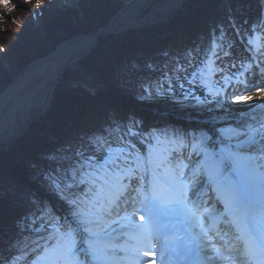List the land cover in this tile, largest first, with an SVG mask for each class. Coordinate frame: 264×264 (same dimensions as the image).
Segmentation results:
<instances>
[{
  "label": "snow or ice",
  "instance_id": "snow-or-ice-1",
  "mask_svg": "<svg viewBox=\"0 0 264 264\" xmlns=\"http://www.w3.org/2000/svg\"><path fill=\"white\" fill-rule=\"evenodd\" d=\"M47 7L51 5L34 12L25 29ZM261 9L257 22L245 30L250 55L239 67L234 60L224 63L231 54L218 43L224 39L221 29L219 36L213 35L202 67L193 63L194 53L202 51L196 48L185 54L187 66L177 62L163 72L168 90L169 72L176 74L177 82L200 80L211 99L194 98L202 111L212 113L208 123L217 138L204 130L146 131L135 116H129L82 137L76 148L58 149L48 157L55 167L43 174V180L66 214L58 215L43 200L31 201L24 219L35 235L8 241L0 248V264H119L120 260L135 264L152 243L158 245L160 264H172L176 257L185 264H264V103H241L254 96L264 101V0ZM180 73H189L191 79ZM217 75L210 86L209 80ZM163 87L157 82L143 91L151 97L153 90L159 95ZM232 103L239 107L232 108ZM215 109L234 114V125L216 129L220 117ZM137 212L147 214V225L134 223ZM173 220L182 225L183 235H177ZM124 229L133 232L138 243H149L133 250L120 240L127 234Z\"/></svg>",
  "mask_w": 264,
  "mask_h": 264
},
{
  "label": "trees",
  "instance_id": "trees-1",
  "mask_svg": "<svg viewBox=\"0 0 264 264\" xmlns=\"http://www.w3.org/2000/svg\"><path fill=\"white\" fill-rule=\"evenodd\" d=\"M220 2L221 0H190L183 3L170 25L159 23L101 38L93 53L81 60L80 65L87 73L93 74L95 71L106 89H99L95 93L84 87L57 89L49 110L35 117L14 142L6 148L2 147L0 168L7 172L25 168L24 174L28 175L34 185L14 184L2 175L4 185H0V237L3 242L0 243V248L7 247L10 240L30 239L35 235L24 219L32 208L31 201L43 200L52 206L53 199L59 201L47 191L43 180V174L55 167V162L48 158L50 155L64 147L76 148L81 144L82 137L98 134L113 121L126 119L124 106L127 102L118 96L147 104L161 97L160 94H155V90L149 97L143 88L167 81L163 72L170 62L159 56L171 54L172 40L159 39L151 44H148V40L157 34L167 33L168 30H163L164 27L181 28L184 22H188L183 43L181 42L183 49L179 51L188 52L192 47L188 46L186 39L197 46L198 41L208 36L209 27L202 26L207 22L204 17L215 18L219 22L227 20L226 10L220 6ZM241 2L242 0H236L237 4ZM82 10L84 21L76 26L72 19L78 15L74 11L61 13L47 7L40 17L41 26L32 22L27 29L25 24L32 18V14H29L30 17L10 14V22L0 24V49L4 50L0 51V56L12 69L19 71L29 64V58L35 53L33 51H36L34 58L43 56L40 49L47 40L58 43L67 38L66 34L74 36L81 31L97 29L105 25L119 9L113 0H87L82 5ZM13 21L18 23L14 24ZM220 26L223 28V23ZM152 69L156 72L146 77V71ZM66 73L68 71H64ZM11 79L13 76L3 68L0 58V91ZM141 96L145 98L140 99ZM163 108L174 111V107L167 104ZM16 180L24 181L20 174L16 176ZM21 264L24 262L21 261Z\"/></svg>",
  "mask_w": 264,
  "mask_h": 264
},
{
  "label": "rangeland",
  "instance_id": "rangeland-1",
  "mask_svg": "<svg viewBox=\"0 0 264 264\" xmlns=\"http://www.w3.org/2000/svg\"><path fill=\"white\" fill-rule=\"evenodd\" d=\"M86 1L87 0H30V2L26 3L25 0H0V17H3V19H0V24H8L10 22V14L13 16L26 17V16H29V14H33L34 12L40 11L41 8L51 5L50 8L57 10L61 13H64L67 10H72L75 13H77L78 16H74L72 19L73 23L77 26L80 24V21H84L85 16L82 10V5ZM113 1L119 10H117L116 14L112 18H110V20H108V22L105 23V25H102L101 27H98L97 29H93V30L89 29L88 31L78 32L74 36H72L71 34L69 35L66 34L65 36H67V38H65L62 41H59L58 43H54L53 41L47 40V42H45L44 47L40 49L44 54L43 56L39 58H44L48 56L52 50L56 49V47L63 42L69 41L70 39H73V38H76L82 35L84 36L88 34L97 33L100 29H102L103 27H106L111 22V19H113L117 15V13L120 11L122 7V2H119L116 0H113ZM162 1L163 0H152L143 7V9L138 14V20L140 21V23L151 24L153 22L155 23L157 21L158 22L163 21L165 26L170 25L171 24L170 22L172 21V19H174V15L176 11L173 10L164 17L160 16V13H159L160 5L159 4ZM231 2H232L231 6L233 7V9H234L233 5H235V10H234L235 13L231 15L230 20H228L227 22H224V21L222 22L224 23L223 24L224 39L218 41V43L224 45L225 50L229 51L231 54L229 57L223 58L224 63H227L229 60H234L236 63H240L241 61L245 59L242 57L243 53L245 54V57L250 55V53L246 51V49L248 48V45L246 43L248 36L245 35V30L248 29L250 31V26L256 23L258 18L261 16L262 9H261V5H259L261 1L259 2L258 0L259 2L258 4L256 0H243L242 5L237 4L236 0H231ZM38 3L40 5L39 8L37 7ZM5 4H7L11 8H14L15 10L12 11L11 13L8 12L7 9L4 7ZM220 5L223 8L225 4L221 3ZM77 18L80 20H78ZM204 20L207 21L206 24H209L210 27L211 25L213 26L212 30H210L209 32V35H210L209 42H210L214 34L216 36L220 35L221 23L217 22L215 18L208 19L207 17H204ZM236 20H238L237 26L233 28L232 24H236L235 23ZM245 20H248L247 25L244 24ZM33 22L36 24V26L38 27L41 26L40 17L34 20ZM185 27H186L185 24H183L181 28H176V29H172L174 28V26L169 27V28L167 27V29L164 27L163 30L165 31L168 30L166 35L164 36L158 35L155 37H151L148 40V44H151V42H153L154 40H159L160 38L164 40L168 38V39H172V42L175 45H177L176 49H179L181 47V44H179V41H180L179 39L182 38V33L184 34ZM201 31L202 29L198 33L200 34ZM237 31H239L240 35L236 34ZM172 34L175 35V37H172L173 36ZM111 35L113 34L104 35L102 38L106 36H111ZM185 41L188 42V46L192 47L191 50L196 49V48H200L202 50L199 54L194 53V61H193L195 66L202 67V64L200 62L206 59L205 53L207 52L208 48L205 47V45H202L200 43L205 41V37L202 38V40L198 41V44H196L197 46L191 45V44H194V42H191L190 40L186 39ZM228 43L232 44L231 48L227 47ZM217 51L219 52L220 50L217 49ZM33 52L36 53V51H33ZM35 53H32L31 57L29 58L30 59L29 64H27L23 69L19 71H17V69H12L9 63L0 56L1 65L7 71L9 75L13 76V79H11L10 82L6 84L5 88L2 91H0V93H2L13 82L14 78L18 76L22 71H24V69L27 68L30 65V63H32L34 60L39 59V58L33 57L34 56L33 54ZM172 53L173 54H168L167 56L165 55L159 56L160 59H166L167 61L170 62L167 65L168 68L166 67L167 70L174 68L177 62H179L182 65L187 66L184 57H182L179 53H175V51ZM88 56L82 58L81 60L86 59ZM81 60H79L74 67H68L64 70V71H68V73L64 74V71L62 72L61 77H59L58 79V82L55 84L53 89L50 91V97L52 94H54V91H56L57 89H68V88L76 89L79 87H84L90 92L95 93L99 89L106 88L105 84L103 83V81L100 79L99 75L95 71L93 72V74H90L82 69L80 65ZM217 63L219 64L221 63V61H217ZM192 70L193 68H189V73ZM154 72H156V70H147L146 77H149ZM189 73H180V75L187 76L188 79H191V76L189 75ZM175 75H176L175 73L173 74V72H170L169 79L172 80L171 90H168L167 81L162 83L164 87L160 90L161 97L157 101H154L151 104L145 103L142 105V104H138L136 101H133L132 99H128L129 102H127L126 106H124L126 108L124 113L129 116H135L141 122V127L145 129L146 131H151L153 128H165V127L169 129H178V130L186 129V130L193 131V132L204 130L208 132L209 135H212L214 138H217L216 133L212 131L213 124L208 123V117L212 115V113L202 111L200 109V106L197 103V100L194 98V97H199L201 100L205 98L211 99L210 96H207V89L201 86L199 79H197L194 83L189 84L184 79H181L180 81L177 82L175 80ZM218 78H219L218 75L215 77H212L209 80V85L211 86L212 84H214L215 80ZM180 83H183L184 85L182 89L179 87ZM245 94L253 95V93H244V95ZM223 98L224 97H221V99ZM260 102L261 100L259 99L258 101L257 99V100H253L252 102L248 104H258ZM165 104L174 107V111L178 113V116L172 113H169L167 115H162V116H160L159 114H156V115L153 114L154 111H156L155 109H164L163 107ZM143 107H146V108L144 109ZM209 107L215 108L214 105H209ZM47 111H48V108H44L41 112L35 111L32 114V118L30 122H32V120H34V118L37 117L39 114L45 113ZM190 114L201 115L204 117V120L201 123L193 122L195 123V126H194V125H191L192 122L181 119L183 118L182 116L190 115ZM214 114L220 117L219 122L215 123L216 129H220V128L226 129L227 127H229L230 125H234L235 123L234 114L224 113L221 109H215ZM189 124L191 126H189ZM26 127L24 125H19L18 127H16L14 129L15 130L14 134L8 139H5L0 143V150L3 148H6L7 145L12 143V141H14L18 135L20 136L27 129ZM24 169L25 168H22L21 170H18V171L12 170L10 172H7V170L0 168V185H4V182L1 179L2 175H4L10 182H13L14 184L18 183V185L20 184L34 185V182L28 178V175L24 174V172L26 171ZM18 174H20L23 177L24 181L16 180V176ZM57 202L54 203V205L57 207V211H58L57 214L64 215L65 214L64 208L62 207L60 202L59 203ZM137 207H140V205L138 204ZM13 210H15V208ZM140 217H143V220H141ZM133 219L136 225H139L141 223L145 225L148 224V217H147V214L144 212L135 213ZM173 222L176 223L175 220H173ZM176 226H182V225L179 223H176ZM113 227H117V226L113 225ZM121 231H124L127 233L126 235H122L120 237L121 242L127 241V245L133 248V250L135 248L144 249L146 245L149 243L147 240H144L138 243L133 232H128L127 229H124ZM129 237H133V238L129 239ZM157 248H158V245L156 243H152L151 247L147 249L148 254H145V252L142 251L140 252V256L148 257L149 258L147 260L148 262L152 261V258H156L157 255L159 257ZM119 255L122 256L123 254L120 253ZM138 262L139 261H136L135 264H137ZM119 264H128V262L124 260H120ZM155 264H160L159 258L155 260Z\"/></svg>",
  "mask_w": 264,
  "mask_h": 264
},
{
  "label": "bare ground",
  "instance_id": "bare-ground-1",
  "mask_svg": "<svg viewBox=\"0 0 264 264\" xmlns=\"http://www.w3.org/2000/svg\"><path fill=\"white\" fill-rule=\"evenodd\" d=\"M116 1L122 2V7L110 24L104 28L105 33L120 34L129 29H136V27L137 29H141L145 26L159 24L157 23L158 21L151 24H142L138 20L139 12L152 0ZM186 1L188 0H163L159 4L160 16L164 17L173 10L177 11ZM97 37V33H93L82 35L61 43L56 49L52 50L48 56L39 58L30 63V65L16 76L13 82L0 93V143L11 137L14 134V129L19 125L28 127L32 114L35 111L41 112L44 108H50L53 99V94L50 97V91L58 82L62 72L68 67H74L76 63L81 60L78 58L89 52L93 46L97 47L99 43ZM239 66L240 63H237V67ZM235 70L236 69H232L231 71ZM245 96H249V94H245ZM257 99L259 101L260 97L254 96L252 100H242L241 103L248 104ZM260 103H264V101ZM231 107L237 108L239 105L232 103ZM191 115L192 114L188 115L187 119H192L189 118ZM194 116L200 115H193L192 117ZM191 125L195 126V123L192 122ZM191 125L189 124V126ZM181 227L182 226H176L177 235H183L180 231ZM157 258H159L158 255L155 260ZM178 258L179 257H176L172 264H180L181 262ZM148 259V257H142V261H139L137 264H143V262L152 264L153 258L152 261L149 262L147 261Z\"/></svg>",
  "mask_w": 264,
  "mask_h": 264
},
{
  "label": "water",
  "instance_id": "water-1",
  "mask_svg": "<svg viewBox=\"0 0 264 264\" xmlns=\"http://www.w3.org/2000/svg\"><path fill=\"white\" fill-rule=\"evenodd\" d=\"M120 12V11H119ZM118 12V13H119ZM117 13V14H118ZM111 21H112V19H111ZM110 24V23H109ZM108 24V25H109ZM107 25V26H108ZM106 26V27H107ZM106 27H103L102 29H100L98 32H97V35H98V37H97V39H98V41H99V39L101 38V37H103L104 35H107L108 33H105V31H104V28H106ZM110 34V33H109ZM95 48H96V46H93L92 48H91V50H89V52H87L85 55H82L81 57H79L78 59H82V58H84V57H86V56H88V55H90L94 50H95Z\"/></svg>",
  "mask_w": 264,
  "mask_h": 264
}]
</instances>
